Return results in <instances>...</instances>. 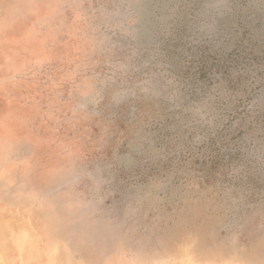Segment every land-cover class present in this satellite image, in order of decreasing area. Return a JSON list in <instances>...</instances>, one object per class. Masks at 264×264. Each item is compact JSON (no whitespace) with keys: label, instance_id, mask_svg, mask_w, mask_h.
Returning <instances> with one entry per match:
<instances>
[{"label":"clouds","instance_id":"1","mask_svg":"<svg viewBox=\"0 0 264 264\" xmlns=\"http://www.w3.org/2000/svg\"><path fill=\"white\" fill-rule=\"evenodd\" d=\"M236 11V0H0V264H264V203L231 183L173 191L169 175L127 195L119 184L138 158L205 145L219 119L223 90L190 93L156 31L183 16L193 44L219 45ZM141 221L170 228L142 233Z\"/></svg>","mask_w":264,"mask_h":264},{"label":"rangeland","instance_id":"2","mask_svg":"<svg viewBox=\"0 0 264 264\" xmlns=\"http://www.w3.org/2000/svg\"><path fill=\"white\" fill-rule=\"evenodd\" d=\"M153 2L164 5L179 0ZM236 9L219 45L193 44L183 16L176 17L170 30L156 31L155 40L190 93L219 85L224 96L217 103V126L205 145L186 148L163 161L138 158L134 167L119 175L122 195L150 179L171 175L173 191L188 179L197 180L201 187L231 183L233 195L242 194L250 204L264 203V163L260 162L264 159V10L250 9L248 0H236ZM253 150L256 158L249 155ZM234 164H242L245 173L230 182L225 172ZM174 204L170 200L168 207ZM199 225L200 219L194 218L188 226ZM139 228L147 233L153 225L141 221ZM169 228L161 222L153 230Z\"/></svg>","mask_w":264,"mask_h":264}]
</instances>
